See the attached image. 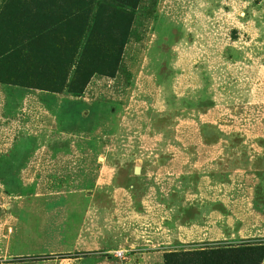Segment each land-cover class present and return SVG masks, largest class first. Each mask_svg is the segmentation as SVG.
<instances>
[{
    "label": "rangeland",
    "instance_id": "1",
    "mask_svg": "<svg viewBox=\"0 0 264 264\" xmlns=\"http://www.w3.org/2000/svg\"><path fill=\"white\" fill-rule=\"evenodd\" d=\"M100 2L51 88L0 21V264H264V0Z\"/></svg>",
    "mask_w": 264,
    "mask_h": 264
},
{
    "label": "trees",
    "instance_id": "2",
    "mask_svg": "<svg viewBox=\"0 0 264 264\" xmlns=\"http://www.w3.org/2000/svg\"><path fill=\"white\" fill-rule=\"evenodd\" d=\"M94 0H2L4 10L0 15L5 43L16 44L14 50L23 43H31L36 63H53L50 68L51 88L60 75L66 72L70 56L86 23L89 8ZM138 0H101L97 18L92 26L90 38L97 28V21L106 12L118 13L127 19L135 9ZM13 3L16 10H12ZM56 47V49H53ZM42 69V68H41ZM47 82V80H46ZM41 85H46L45 80ZM54 90V89H53ZM243 253V251H241ZM218 253L199 251L183 253L187 264H255L254 259L235 256L228 261H219ZM220 256V255H218ZM242 261V262H240Z\"/></svg>",
    "mask_w": 264,
    "mask_h": 264
},
{
    "label": "water",
    "instance_id": "3",
    "mask_svg": "<svg viewBox=\"0 0 264 264\" xmlns=\"http://www.w3.org/2000/svg\"><path fill=\"white\" fill-rule=\"evenodd\" d=\"M134 171H135V172H137V171H138V167H137V166H135V168H134Z\"/></svg>",
    "mask_w": 264,
    "mask_h": 264
}]
</instances>
